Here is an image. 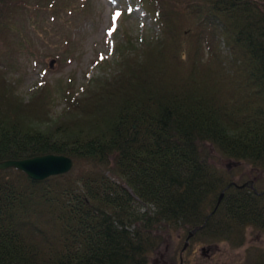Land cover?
<instances>
[{"label": "trees", "instance_id": "trees-1", "mask_svg": "<svg viewBox=\"0 0 264 264\" xmlns=\"http://www.w3.org/2000/svg\"><path fill=\"white\" fill-rule=\"evenodd\" d=\"M62 1L44 8L89 12L90 0L80 13ZM140 2L151 24L123 31L117 58L84 91L60 86L57 116L47 114L50 83L24 99L0 77V160L73 159L41 179L0 168V264H149L166 229L185 239L200 226L190 245L230 247L246 243L248 228L264 232V183L240 186L207 149L264 172V0ZM41 8L0 0V53L14 50L16 16ZM244 252L242 264H264V240Z\"/></svg>", "mask_w": 264, "mask_h": 264}, {"label": "rangeland", "instance_id": "rangeland-1", "mask_svg": "<svg viewBox=\"0 0 264 264\" xmlns=\"http://www.w3.org/2000/svg\"><path fill=\"white\" fill-rule=\"evenodd\" d=\"M28 1L43 4L39 13L35 10L31 20L25 21L27 17L23 19L21 15L16 16L18 19L15 25L21 26L23 31L20 28L18 31L22 37L26 35L31 47L26 49L22 41H19L21 35L12 28L9 35L14 50L10 56L0 53V77L11 82L13 90L24 99L30 98L35 92L37 82L50 83L53 86L47 113L50 118L65 108L60 86L72 84L76 92L84 91L89 79L109 70V65L102 68V64L111 65L117 58V44L124 40L123 31L134 37L140 32L142 22L151 24L140 0H90L88 8H84L89 12L78 16L65 9L55 15L52 8H44L50 2L57 5L65 3L62 0ZM69 1L75 13H80L78 6L84 0ZM125 10L129 16L122 12ZM44 53L47 55L42 56ZM207 149L209 161L220 168L232 170L233 180L240 182L253 179L254 183H264V172L261 169L245 161L226 158L210 144H207ZM166 230L164 244L152 256L149 264H242L246 247H258L264 240L263 231L248 228L247 241L241 247H230L225 241H195L191 245L188 242L182 249L185 243L184 231L181 228Z\"/></svg>", "mask_w": 264, "mask_h": 264}, {"label": "water", "instance_id": "water-1", "mask_svg": "<svg viewBox=\"0 0 264 264\" xmlns=\"http://www.w3.org/2000/svg\"><path fill=\"white\" fill-rule=\"evenodd\" d=\"M9 166H14L23 170L26 174L34 179H41L52 174L69 171L73 166V159L63 153L48 152L23 158H8L0 160V168H6ZM245 184H247V181L240 184V186ZM250 185L252 186V181ZM223 192L224 191L222 190L218 197V202L220 201ZM199 228L200 226H196L188 231L182 249H184L187 245L188 238L192 236L193 233H195V231ZM202 249L204 250V247H202Z\"/></svg>", "mask_w": 264, "mask_h": 264}, {"label": "snow or ice", "instance_id": "snow-or-ice-1", "mask_svg": "<svg viewBox=\"0 0 264 264\" xmlns=\"http://www.w3.org/2000/svg\"><path fill=\"white\" fill-rule=\"evenodd\" d=\"M119 14H117V16H118ZM109 35H111V33H108Z\"/></svg>", "mask_w": 264, "mask_h": 264}]
</instances>
